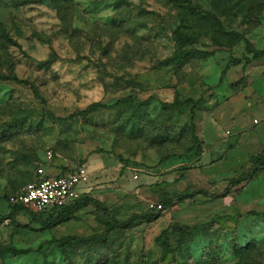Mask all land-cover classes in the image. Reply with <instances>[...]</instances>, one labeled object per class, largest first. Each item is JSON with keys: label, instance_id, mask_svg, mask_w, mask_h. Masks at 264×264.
Wrapping results in <instances>:
<instances>
[{"label": "rangeland", "instance_id": "rangeland-1", "mask_svg": "<svg viewBox=\"0 0 264 264\" xmlns=\"http://www.w3.org/2000/svg\"><path fill=\"white\" fill-rule=\"evenodd\" d=\"M187 1L217 19L170 0H0V251L22 252L0 264H264V171L150 208L222 193L264 153V0ZM83 165L119 223L95 206L48 228L49 210L11 215L39 169ZM172 223L187 228L166 252Z\"/></svg>", "mask_w": 264, "mask_h": 264}, {"label": "trees", "instance_id": "trees-1", "mask_svg": "<svg viewBox=\"0 0 264 264\" xmlns=\"http://www.w3.org/2000/svg\"><path fill=\"white\" fill-rule=\"evenodd\" d=\"M170 1L177 2V3L186 2L187 4H189V6L191 7V9L193 11H195V12H197L203 16H208V17L217 19V17L213 13L208 12V11H204V10H198L196 7H193L191 5V1H187V0H170ZM254 57H255V59L264 57V50L256 51ZM9 79H11V77L0 75V80H9ZM188 102H194V101L189 99ZM169 106H174V104L171 103V104H169ZM103 107H106V105L99 104V103L93 104L89 108H87L86 110L81 111V115L90 114L92 112H95V111L103 108ZM48 114L50 116H54L51 112H48ZM201 152H203V149L201 147H199V153H201ZM262 171H264V153H260L256 156L252 157L251 167L248 169H243V170L238 171L236 176L230 178L228 181L229 182L228 187L222 193H212L208 189H198V190L191 191L190 193H180L178 195H175L174 197L167 198L163 204V207L169 208V207L173 206V204L175 202H185V201L189 200L190 198H193L196 195H203V196H208V197H212V198L225 197L231 192V190L234 187L240 185L243 182L252 180L257 175H259ZM8 201H9V198H8ZM10 206H11V215H17L22 211H27L29 213H32L34 215V217H35V215L39 214V213H34L28 209H25L22 206H13L11 204H10ZM88 206H95L97 209L104 211L109 217H111L117 223H119V221L115 218L111 209L105 204L104 201L97 199L92 194H85L84 196H82L78 199H75V200L69 202L68 204L55 206V207L49 209V211H51L50 216L47 219H45L44 221H40L42 228L52 227V226L57 225L59 223L68 221V220L74 218L82 209L87 208ZM151 210H154V209H151ZM159 217H160V213H157V214H155V213H134L133 215L130 216L127 224L128 223H135L137 221L153 222L154 220H156ZM6 218L7 217H1L0 216V219H6ZM173 228L179 229V228H187V227H182L178 223H172L167 229H165L162 232L161 236L157 239V241L160 242L163 237H166V239L163 241L164 248H165L166 252L170 248V244L168 242L167 236H169V231ZM9 253L21 254L22 252L15 247H8V248L4 249L3 251H0L1 256H4V255L9 254Z\"/></svg>", "mask_w": 264, "mask_h": 264}, {"label": "built area", "instance_id": "built-area-1", "mask_svg": "<svg viewBox=\"0 0 264 264\" xmlns=\"http://www.w3.org/2000/svg\"><path fill=\"white\" fill-rule=\"evenodd\" d=\"M258 122V119H255V123ZM90 176L86 165L57 176H50L44 169H39L37 179L10 195L9 203L34 213L45 212L84 196L87 191L83 190V186L87 185ZM150 208L161 210L163 205L152 203Z\"/></svg>", "mask_w": 264, "mask_h": 264}, {"label": "crops", "instance_id": "crops-1", "mask_svg": "<svg viewBox=\"0 0 264 264\" xmlns=\"http://www.w3.org/2000/svg\"><path fill=\"white\" fill-rule=\"evenodd\" d=\"M259 121V120H258ZM254 123H255V119H254ZM260 121L258 123H255V124H259ZM91 173V175L93 174V171L91 170L90 166L86 165ZM126 166V165H125ZM83 190L87 191L86 194H90V192H92V188H86L85 186H83Z\"/></svg>", "mask_w": 264, "mask_h": 264}]
</instances>
